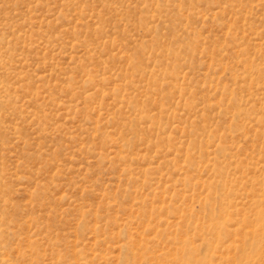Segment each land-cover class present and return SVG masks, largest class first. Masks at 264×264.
<instances>
[{
	"label": "rangeland",
	"instance_id": "obj_1",
	"mask_svg": "<svg viewBox=\"0 0 264 264\" xmlns=\"http://www.w3.org/2000/svg\"><path fill=\"white\" fill-rule=\"evenodd\" d=\"M0 264H264V0H0Z\"/></svg>",
	"mask_w": 264,
	"mask_h": 264
},
{
	"label": "bare ground",
	"instance_id": "obj_2",
	"mask_svg": "<svg viewBox=\"0 0 264 264\" xmlns=\"http://www.w3.org/2000/svg\"><path fill=\"white\" fill-rule=\"evenodd\" d=\"M258 214H259V215H261L260 213H258ZM256 233H258V231H257V230L255 231V234H256ZM260 239H261V238H260ZM256 254H257V253H256Z\"/></svg>",
	"mask_w": 264,
	"mask_h": 264
}]
</instances>
